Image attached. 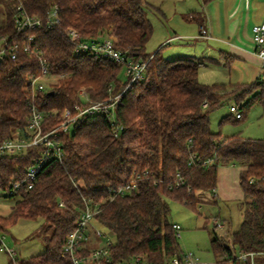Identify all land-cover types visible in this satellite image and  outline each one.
<instances>
[{
	"label": "trees",
	"instance_id": "16d2710c",
	"mask_svg": "<svg viewBox=\"0 0 264 264\" xmlns=\"http://www.w3.org/2000/svg\"><path fill=\"white\" fill-rule=\"evenodd\" d=\"M22 1L30 15L43 19L57 7L60 19L54 27L21 32L14 21V3L0 0L5 16L0 35L20 45L25 36H34L35 45L48 59L50 72L60 78L52 89L35 97L45 113V131L60 124L65 109L82 104L81 90L92 101H104L111 85L115 87L112 94L127 85L120 81L122 65L76 54L68 38L70 29L78 31L83 40L113 36L115 47L129 60H148V64L144 80L132 84L122 98L117 119L124 131L119 138L113 136L107 119L90 118L80 129L62 137L61 162L48 161L32 190L10 196L18 201L8 216H0V234L5 235L20 220H40L46 229L45 251L18 263L68 264L61 256L62 247L83 208L82 197L106 200L134 170L148 169L153 177L143 178L138 192L106 200L95 221L115 235L110 247L115 261L141 255L152 264H166L174 255L184 253L178 244L179 233L169 221L168 200L195 208L200 202L197 192L215 191L220 163L244 164L239 185L247 207L236 231L219 234L213 229L214 264H245L234 260V254L264 253V140L240 135L222 138L210 127L211 113L228 101L240 109L241 118L236 121L255 103L264 104V81L259 77L250 85H231V90L223 84L205 85L198 79L201 63L196 60L164 58L163 47L147 53L146 44L153 34V25L146 18L151 9L148 0ZM186 19L203 25L200 12ZM229 64L226 60L225 65ZM37 72V59L22 50L16 60L7 57L0 62L1 142L26 128L32 98L27 81ZM231 120L228 116L223 121ZM191 153L201 159L216 155V159L208 167L189 166ZM38 157V148L1 157L0 188L8 191L12 183L24 178ZM178 173L185 176L186 185L170 188ZM156 179L162 183H155ZM60 202L64 208L59 207ZM257 262H264V255L257 257Z\"/></svg>",
	"mask_w": 264,
	"mask_h": 264
},
{
	"label": "built area",
	"instance_id": "2783aa9c",
	"mask_svg": "<svg viewBox=\"0 0 264 264\" xmlns=\"http://www.w3.org/2000/svg\"><path fill=\"white\" fill-rule=\"evenodd\" d=\"M15 5L14 21L18 31L33 32L45 27H54L59 21L57 7L48 13L46 18H39L30 15L24 7L22 0H8ZM201 38H210L205 29H201ZM70 44L74 48L76 54H90L98 59L110 60L124 67L125 76L127 78L126 87L117 94L114 92V85L109 88V98L104 101L90 100L87 92L83 89L80 91L82 104H76L73 109H65L60 114V124L49 130H44L45 113L35 103V97L39 93L47 92L52 89L55 84L51 83V79L57 77L50 72L49 62L42 50L35 45L34 36H25L22 45L15 42H10L8 36L0 35V62L7 57L11 60H16L19 52L22 50L25 53L35 57L38 61L39 72L29 75L27 81V90L31 93L32 98L30 105V113L26 128L11 139L0 141V158L18 156L27 152L31 148L39 149V157L37 161L26 170L24 178L10 185L7 194L9 196H17L22 191L32 190L39 181V176L42 169L48 161H62L64 157L63 139L65 134H69L80 129L86 122L93 117L102 116L111 125L112 133L115 138H119L124 127L117 119V111L120 107L123 96L130 89L131 85L144 80L146 76L147 61L134 62L115 47V38L108 36L98 40H83L80 33L70 29L68 31ZM175 36L170 39H179ZM252 44L254 54L261 60L262 69H264V18L259 23L252 27ZM167 41L165 44H168ZM264 81V80H261ZM207 107V103L203 105ZM232 114L236 119L241 118V112L238 106H232ZM216 155L207 159H201L195 153L189 156V166L200 165L208 167L215 162ZM152 172L148 169L145 171L134 170L130 178L122 182L119 186L112 189L108 195V201L112 202L117 197L133 194L139 191V183L143 178H151ZM162 183L156 179L155 183ZM186 185V178L181 173H178L170 188H179ZM188 192H191L188 187ZM105 199H94L82 197L83 208L77 216L76 224L73 230L67 235L65 243L62 247L61 256L66 259L68 264H152L144 256H136L129 261H115L111 255L110 247L112 246L115 235L106 229L102 232L98 229V224L95 221L96 216L103 210ZM59 207L64 208V202L59 203ZM213 229L218 231L226 230V222L220 218L212 220ZM172 227L180 233L181 226L173 224ZM106 238V243L101 246H96V240ZM112 240V241H111ZM95 241V243H94ZM94 243V244H93ZM0 249H5L9 252L13 264H19L15 259V252L8 249L5 243V236L0 234ZM264 253L247 252L234 254V260L245 264H264L257 262V257ZM166 264H203L200 259L193 253H183L174 255Z\"/></svg>",
	"mask_w": 264,
	"mask_h": 264
},
{
	"label": "rangeland",
	"instance_id": "374dc122",
	"mask_svg": "<svg viewBox=\"0 0 264 264\" xmlns=\"http://www.w3.org/2000/svg\"><path fill=\"white\" fill-rule=\"evenodd\" d=\"M232 2L233 0H148L151 9L147 11L146 18L153 25V34L146 44L147 53L154 54L163 47L164 58L181 57L196 60L201 63L198 79L205 85L223 84L231 90V85H250L259 77L264 80V69L262 67L258 69L256 63L235 60L230 61L229 66L225 65V61L229 60L225 52L227 48L219 42L217 44L216 38L213 37L208 44L192 38L193 35L200 37L198 25L186 19L192 11L200 12L204 17L209 12L214 18L216 30L226 32L227 25L238 19V15L233 19L225 18L226 8L228 5L230 7ZM252 7L256 13L264 15V0H252ZM4 23L5 16L0 6V27ZM176 35L183 37L184 40L170 41ZM166 41L169 43L165 44ZM59 79L55 77L50 81L56 85ZM120 81L123 83L127 81L124 67L121 70ZM232 106L233 103L228 101L211 113V130L220 134L222 138L240 135L244 138L264 140V104L255 103L239 121H236L231 112ZM228 116H232V120L224 122ZM244 168L242 163H220L215 191L197 192L200 202L195 208L168 200L171 209L169 221L181 226L178 238L180 249L184 253L195 254L203 264L215 263L211 245L214 234L212 220L217 217L229 223L224 231L226 233L236 231L242 222V212L247 203L239 185V176ZM16 201L17 197H10L7 191L0 188V216H8ZM98 229L106 232L102 226H98ZM45 230L40 220H20L4 235L6 246L16 253L14 257L18 262L40 255L46 249ZM224 232L218 231L219 234ZM113 239L114 242L115 238ZM96 241V246H101L107 240L104 238ZM11 259L7 250L0 249V264H10Z\"/></svg>",
	"mask_w": 264,
	"mask_h": 264
},
{
	"label": "crops",
	"instance_id": "0c3cea01",
	"mask_svg": "<svg viewBox=\"0 0 264 264\" xmlns=\"http://www.w3.org/2000/svg\"><path fill=\"white\" fill-rule=\"evenodd\" d=\"M192 13H194V11H192ZM225 15V18L228 17L229 19H233L235 18V15H238V19H235L231 24L227 25L226 32H218L216 30L214 18L208 12L207 16H203L202 26L198 25L196 22L194 23L198 25L199 36L201 35V29L204 28L210 38H201V36L197 37L198 35H193L192 38L198 41H205L208 44V42L214 37L216 38L217 44L219 42L220 45H224L225 48H227V51L225 52L228 54L229 61L238 60L248 63L252 62L258 65V69L262 67L261 60L254 54L251 35L252 27L259 24L263 20L264 15L255 12L252 7V0H233L230 7L228 5L226 8ZM176 36L180 37L178 35ZM226 38H228V40H226ZM176 40H184V38L180 37Z\"/></svg>",
	"mask_w": 264,
	"mask_h": 264
}]
</instances>
